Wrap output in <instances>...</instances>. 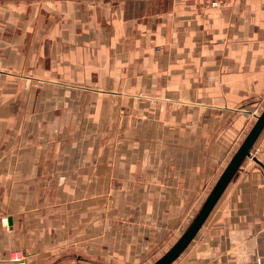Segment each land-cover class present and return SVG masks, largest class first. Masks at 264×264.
<instances>
[{
    "label": "crops",
    "instance_id": "1",
    "mask_svg": "<svg viewBox=\"0 0 264 264\" xmlns=\"http://www.w3.org/2000/svg\"><path fill=\"white\" fill-rule=\"evenodd\" d=\"M209 2L173 0L160 16L165 48L145 57L143 79L128 88L163 94L169 111L152 122L161 149L126 152V161L124 151L37 147L35 128H25L35 118L23 117L22 57L0 66V264H133L145 236L143 255L167 248L184 205L198 204L203 187L209 194L264 109V0ZM119 19L130 29L137 17ZM252 156L263 165L244 160L171 264H264V130ZM105 233L118 239L106 245ZM125 238L124 249L110 247Z\"/></svg>",
    "mask_w": 264,
    "mask_h": 264
},
{
    "label": "rangeland",
    "instance_id": "2",
    "mask_svg": "<svg viewBox=\"0 0 264 264\" xmlns=\"http://www.w3.org/2000/svg\"><path fill=\"white\" fill-rule=\"evenodd\" d=\"M172 4L173 0H0V66L13 69L15 55L22 57L16 68L23 72L18 77L24 92L23 117L36 119L35 123L27 120L30 126L25 128H35L40 136L37 147L102 149L110 154L124 151L121 161L127 160L126 152L161 149L162 127L152 122L169 111L163 94L143 89L134 93L128 87L143 79L139 75L144 72L145 57L165 48L161 43L165 22L162 25L160 16ZM131 12L137 19L129 29L119 15L126 17ZM159 67V63L148 65L153 70ZM229 158L217 165L219 173ZM210 188L200 189L198 204L184 205L185 220L168 238V249L194 218ZM7 220V216L2 218ZM124 223L123 234L128 226ZM103 225L106 228L111 221ZM104 236L106 245L118 239L108 233ZM125 240L110 247L124 249ZM148 240L145 236L137 245L141 254L136 261L132 259L133 264H152L166 252L164 248L143 255V243ZM114 250L117 254L118 249Z\"/></svg>",
    "mask_w": 264,
    "mask_h": 264
},
{
    "label": "water",
    "instance_id": "3",
    "mask_svg": "<svg viewBox=\"0 0 264 264\" xmlns=\"http://www.w3.org/2000/svg\"><path fill=\"white\" fill-rule=\"evenodd\" d=\"M264 130V109L256 117V121L248 131L247 135L241 142L240 146L233 154L218 180L210 190L206 199L202 203L198 212L191 220L189 225L180 235V237L172 244V246L152 264H171L178 256L187 248L191 241L196 236L211 211L223 195L225 189L233 179L236 172L247 157H252V148L257 141L259 135ZM255 161L261 163L256 157Z\"/></svg>",
    "mask_w": 264,
    "mask_h": 264
},
{
    "label": "built area",
    "instance_id": "4",
    "mask_svg": "<svg viewBox=\"0 0 264 264\" xmlns=\"http://www.w3.org/2000/svg\"><path fill=\"white\" fill-rule=\"evenodd\" d=\"M180 1H182V2H194L196 0H180ZM209 1H210L212 6H218L223 2V0H209ZM17 260H19V259H17ZM20 262H21L20 264H23V261H20Z\"/></svg>",
    "mask_w": 264,
    "mask_h": 264
}]
</instances>
